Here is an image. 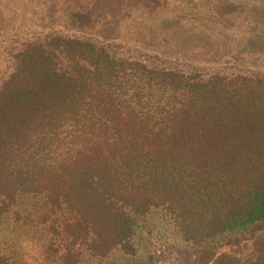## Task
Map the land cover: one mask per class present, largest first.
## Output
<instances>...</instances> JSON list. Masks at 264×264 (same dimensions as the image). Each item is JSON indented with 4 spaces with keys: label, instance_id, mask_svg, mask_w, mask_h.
Instances as JSON below:
<instances>
[{
    "label": "trees",
    "instance_id": "trees-1",
    "mask_svg": "<svg viewBox=\"0 0 264 264\" xmlns=\"http://www.w3.org/2000/svg\"><path fill=\"white\" fill-rule=\"evenodd\" d=\"M93 35L9 54L0 233L43 232L48 264H87L133 256L152 212L191 246L264 221V77L152 65ZM9 241L0 264H20Z\"/></svg>",
    "mask_w": 264,
    "mask_h": 264
},
{
    "label": "rangeland",
    "instance_id": "rangeland-1",
    "mask_svg": "<svg viewBox=\"0 0 264 264\" xmlns=\"http://www.w3.org/2000/svg\"><path fill=\"white\" fill-rule=\"evenodd\" d=\"M54 33L115 39L118 51L122 46L125 55L152 65L264 77V0H0V81L10 70L11 51ZM38 205L35 201L31 211ZM2 229L0 240H10L20 264H48L45 233ZM175 235L172 225L152 212L138 220L133 256L116 252L101 263L84 259L87 264H264V221L202 246Z\"/></svg>",
    "mask_w": 264,
    "mask_h": 264
}]
</instances>
